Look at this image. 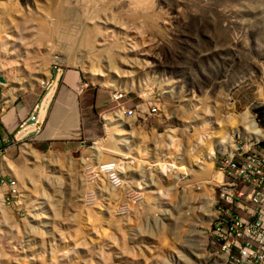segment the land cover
I'll use <instances>...</instances> for the list:
<instances>
[{
	"label": "rangeland",
	"instance_id": "1",
	"mask_svg": "<svg viewBox=\"0 0 264 264\" xmlns=\"http://www.w3.org/2000/svg\"><path fill=\"white\" fill-rule=\"evenodd\" d=\"M67 73L89 131L0 149V264H213L215 164L264 105V0H0V85L31 112L51 90L43 124Z\"/></svg>",
	"mask_w": 264,
	"mask_h": 264
},
{
	"label": "built area",
	"instance_id": "2",
	"mask_svg": "<svg viewBox=\"0 0 264 264\" xmlns=\"http://www.w3.org/2000/svg\"><path fill=\"white\" fill-rule=\"evenodd\" d=\"M42 101L35 105L36 112L18 124V133L39 131ZM116 107L122 114L131 113L119 102ZM157 109L152 106L150 112ZM257 130L251 146L240 144L235 158L216 164L219 180L213 206H219L220 217L210 226L207 242L214 248L210 253L213 264H264V129L257 125ZM5 184L0 182V186Z\"/></svg>",
	"mask_w": 264,
	"mask_h": 264
},
{
	"label": "crops",
	"instance_id": "3",
	"mask_svg": "<svg viewBox=\"0 0 264 264\" xmlns=\"http://www.w3.org/2000/svg\"><path fill=\"white\" fill-rule=\"evenodd\" d=\"M75 83V76L72 73H67L63 78L60 91L57 93V97L54 102L52 112L46 117L45 121L41 125V129L37 134L27 133L23 137L25 142L28 143L36 151H48L59 150V148L73 150L77 146L74 145L76 136L85 134V131L81 123V126H76L74 123V116L80 117V114L88 112L90 105H82L79 96L74 95L73 84ZM51 96V90L47 92L43 99V107L46 106ZM100 95L95 94V102H97ZM35 102L29 101L27 96L22 94L13 93L11 90L4 89L0 85V149L2 147H12L13 144V132L17 128V124L25 118L30 112L32 104ZM264 104V101L261 102ZM43 109L41 114H43ZM255 117L258 118V123L261 127H264V105L254 110ZM252 117L248 116L246 124L249 127L254 128V132L251 134H258L257 125H251ZM68 122V124H66ZM23 131L20 132L22 134ZM81 144L83 140H78ZM239 143V142H238ZM254 143V142H253ZM252 144V143H251ZM250 144V146H251ZM23 144L24 148H28ZM29 149V148H28ZM235 150V151H234ZM228 156L236 157L240 152V147H234L229 150ZM54 156L58 159L60 157L57 153ZM53 158V156H51ZM68 158V157H67ZM3 192L0 191V198H2Z\"/></svg>",
	"mask_w": 264,
	"mask_h": 264
},
{
	"label": "clouds",
	"instance_id": "4",
	"mask_svg": "<svg viewBox=\"0 0 264 264\" xmlns=\"http://www.w3.org/2000/svg\"><path fill=\"white\" fill-rule=\"evenodd\" d=\"M42 98H44V96H43ZM42 98H41V99H42ZM41 99H40V100H41ZM43 111H44V109H43ZM120 112H121V111H120ZM120 112H119V113H120ZM31 113H32V112H30V113H29L25 118H23L21 121L26 120L27 117H28ZM153 114H154V113H153ZM43 115H44V112H43L42 115H40V113H39V117H40L41 119L43 118ZM121 115H122V116H125V117L127 116V115L122 114V113H121ZM21 121H20V122H21ZM20 122H19V123H20ZM19 123H18V124H19ZM41 123H42V120H41ZM254 123H256L261 129H264V127H261V126L259 125V123L256 122V120H254ZM18 124H17V127H18ZM40 125H42V124H40ZM244 127H245V126H243V128H242V133L240 134V136L243 135V132L245 131V128H246V127H245V128H244ZM38 132H39V131H38ZM27 133H32V132H27ZM27 133H24V132H23L22 134H20V132H19V133L17 134V139H21V138H23V137L25 136V134H27ZM239 143H240V140H239ZM239 143H237V144H239ZM233 148H234V147H233ZM220 151H222V152L225 151L226 153H227V152H230V151H226L225 149H222V150H220ZM218 153H219V152H218ZM1 156H2V154L0 155V157H1ZM219 158H220V157H219ZM216 162H217V161H216ZM215 165H216V164H215ZM7 185H8V184H7ZM214 196H215V194H214ZM213 198H214V197H213Z\"/></svg>",
	"mask_w": 264,
	"mask_h": 264
},
{
	"label": "bare ground",
	"instance_id": "5",
	"mask_svg": "<svg viewBox=\"0 0 264 264\" xmlns=\"http://www.w3.org/2000/svg\"><path fill=\"white\" fill-rule=\"evenodd\" d=\"M43 82V81H42ZM42 105H43V103H42ZM42 111V110H41ZM41 111H40V113H41ZM250 121H251V125H254V126H256V123H254V119L253 118H251L250 119ZM231 137H232V135H231ZM250 146V145H249ZM218 176V179H219V175H217ZM0 182H2L1 180H0ZM6 185V184H5ZM3 186V185H2ZM2 186H0V187H2ZM213 203H214V201H213ZM213 207H219V206H213ZM220 217V209H219V214L217 215V217H216V219H218ZM215 224V223H214ZM197 231V230H196ZM211 255V254H210ZM205 257H206V255H205ZM210 257V256H209Z\"/></svg>",
	"mask_w": 264,
	"mask_h": 264
},
{
	"label": "water",
	"instance_id": "6",
	"mask_svg": "<svg viewBox=\"0 0 264 264\" xmlns=\"http://www.w3.org/2000/svg\"><path fill=\"white\" fill-rule=\"evenodd\" d=\"M0 83H5V80H4V78L1 76V74H0ZM43 85V84H42Z\"/></svg>",
	"mask_w": 264,
	"mask_h": 264
}]
</instances>
